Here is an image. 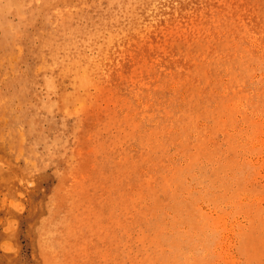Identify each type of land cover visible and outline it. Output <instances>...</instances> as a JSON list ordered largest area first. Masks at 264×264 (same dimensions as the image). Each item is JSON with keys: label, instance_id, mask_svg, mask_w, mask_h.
<instances>
[{"label": "rangeland", "instance_id": "1", "mask_svg": "<svg viewBox=\"0 0 264 264\" xmlns=\"http://www.w3.org/2000/svg\"><path fill=\"white\" fill-rule=\"evenodd\" d=\"M141 1L0 0V264H264V0Z\"/></svg>", "mask_w": 264, "mask_h": 264}, {"label": "bare ground", "instance_id": "2", "mask_svg": "<svg viewBox=\"0 0 264 264\" xmlns=\"http://www.w3.org/2000/svg\"><path fill=\"white\" fill-rule=\"evenodd\" d=\"M158 2H159V0H142L141 2H138L136 4H132L131 5V10L128 13V14H130L132 16L128 15V16H125V17H123L121 19L119 17H116V20L114 19L115 21L113 22V24H108L107 26L105 25L106 29L101 34L102 37L96 43V47H97V50H98L97 57L98 58L102 57L103 59H105L108 56L109 52L111 51L110 48L114 45L115 42H122L124 40V37L128 33H131V35L140 34L142 29H144L147 26V24L153 22V20L155 19L156 15H158L163 9L167 10V7L160 5ZM146 5H148V6L146 7ZM137 12H141V15H136ZM95 63H96V60H95V62L93 64V66L95 65ZM97 65L98 64H96V66L94 68L95 71L97 70ZM100 70H101V65H99V70L98 71H100ZM67 72H68V70H67ZM84 80H86V79H84ZM69 84H71V83H69ZM81 84H82V82H81ZM12 232H14V231H12ZM14 234H15V232H14ZM5 237H7V236H5ZM11 237H12V235H11ZM11 239L14 240V238H11ZM13 245L15 246V243H13ZM2 257L5 258V256H2ZM8 260H9V258L6 259V261H8Z\"/></svg>", "mask_w": 264, "mask_h": 264}]
</instances>
